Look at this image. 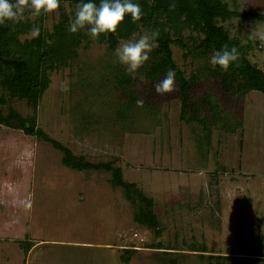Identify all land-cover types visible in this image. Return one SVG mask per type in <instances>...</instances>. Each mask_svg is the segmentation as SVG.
<instances>
[{
	"label": "rangeland",
	"instance_id": "obj_1",
	"mask_svg": "<svg viewBox=\"0 0 264 264\" xmlns=\"http://www.w3.org/2000/svg\"><path fill=\"white\" fill-rule=\"evenodd\" d=\"M225 1L241 13L264 14V0ZM58 15L45 14L47 31ZM25 17L34 19L27 11ZM226 27L243 45L251 42L248 58L264 72L258 39L264 22L234 20ZM31 32L22 39L35 38ZM115 50L82 42L67 66L50 74L36 110L7 99L2 112L33 119L89 163H114L126 182L153 200L161 235L133 222L132 206L106 172L67 169L51 143L0 125V264H168L163 253L177 264H207L192 245L205 246V256L230 249L233 256L256 258L250 264H264V95L224 96L204 72L209 58L185 61L174 47L185 78L198 77L190 102L206 95L218 105L220 119L216 127L209 124L207 143L199 124L179 120L178 91L160 97L150 83L136 87L140 69L134 91L145 104L126 108L112 76L117 65L126 69ZM65 81L67 92L61 90ZM158 242L168 249H154ZM127 250L135 253L124 261Z\"/></svg>",
	"mask_w": 264,
	"mask_h": 264
},
{
	"label": "trees",
	"instance_id": "obj_2",
	"mask_svg": "<svg viewBox=\"0 0 264 264\" xmlns=\"http://www.w3.org/2000/svg\"><path fill=\"white\" fill-rule=\"evenodd\" d=\"M86 2L89 0H60L58 20L52 25L51 31L44 27L45 14L34 17L33 20L25 18L19 23L6 21L4 25H0V125L21 130L26 136L51 143L62 154L61 164L67 169L78 172H106L110 186L121 191L125 201L132 206L133 222L159 237L162 231L154 212L153 200L136 184L126 182L119 167L111 162L89 163L83 157L73 155L69 149L51 140L41 128L36 127L33 119H23L15 111H10L4 116L2 108L7 99H17L25 101L36 110L49 88L50 74L67 66L82 42L91 41L104 45L111 53L120 41L132 39L133 34L137 36L145 31L159 29L160 35L156 41L158 47L150 54V61L140 69L141 76L153 85L162 79L169 69H174L178 85L177 100L180 102L179 120L185 124H199L208 143L213 130L210 126L216 127L220 119L218 105L211 102L206 95L200 101L190 102L191 95L198 85V77L185 78L184 72L174 62L173 48L180 49L186 61L210 58L214 51L221 50L224 45L229 49L235 46L239 51V60L227 72L219 66L213 69L211 65L205 67L204 72L218 83L220 92L229 98L243 99L254 91L264 95V72L248 58L251 42L243 45L238 37L230 35L226 27V24L234 20L256 19L264 22V14L241 13L235 3L228 4L225 0H132L141 6L142 19L133 23L131 16L126 15L117 33L101 34L94 41L88 34V28L75 34L68 30L70 19L75 18L76 5ZM91 2L99 5L100 0ZM173 3L176 7L170 10ZM65 6L69 7V10H66ZM33 27L40 29V35L31 40L22 39ZM120 68L117 65L112 69L114 85L125 96L126 108H130L138 99L134 91L135 80L126 69ZM203 109L209 112L208 125V118L202 117ZM153 248L168 249L160 242L153 245ZM189 248L193 252H201L199 259L207 264H250L256 259L233 256L230 249H227L224 256H205L204 254L210 253L205 246L192 245ZM134 253V250H127L121 258L126 261L125 259ZM162 255L163 261L177 264L176 259H167L171 254Z\"/></svg>",
	"mask_w": 264,
	"mask_h": 264
},
{
	"label": "clouds",
	"instance_id": "obj_3",
	"mask_svg": "<svg viewBox=\"0 0 264 264\" xmlns=\"http://www.w3.org/2000/svg\"><path fill=\"white\" fill-rule=\"evenodd\" d=\"M176 5H170V10H174ZM60 8V0H0V25L6 21L19 23L23 21L25 13L30 12L33 17H39L42 14H51ZM126 15L131 16L133 23L142 19V9L138 3L132 0H100L99 5L94 2L78 3L76 5L75 18L70 19L68 30L75 34L78 31L88 28V34L92 40H97L101 34L118 31L119 26L125 21ZM31 35L38 37L40 29L33 27ZM160 35L159 29H153L150 32L145 31L137 39L135 34L127 42H121L115 50V56L120 64L126 67L129 75L136 78V73L150 61V54L158 47L156 43ZM258 39L264 46V32L258 33ZM239 60V51L233 46L231 49L227 45L221 50H216L209 58V63L213 69L219 66L227 72L229 68ZM146 83L143 77L139 78L136 87L140 88ZM153 89L157 96L164 97L168 94L178 91L176 81V72L169 69L166 75L157 82L153 83ZM62 91H69L68 84L65 81L61 85ZM137 107H143L145 100L140 97L136 100Z\"/></svg>",
	"mask_w": 264,
	"mask_h": 264
}]
</instances>
